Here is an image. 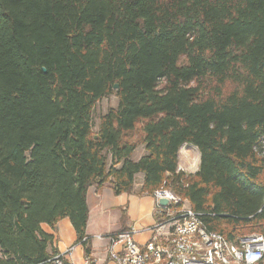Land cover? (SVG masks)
Segmentation results:
<instances>
[{
	"label": "trees",
	"instance_id": "trees-1",
	"mask_svg": "<svg viewBox=\"0 0 264 264\" xmlns=\"http://www.w3.org/2000/svg\"><path fill=\"white\" fill-rule=\"evenodd\" d=\"M163 183L229 241L264 232V0H0V264H48L63 218L88 253L91 186Z\"/></svg>",
	"mask_w": 264,
	"mask_h": 264
},
{
	"label": "built area",
	"instance_id": "built-area-1",
	"mask_svg": "<svg viewBox=\"0 0 264 264\" xmlns=\"http://www.w3.org/2000/svg\"><path fill=\"white\" fill-rule=\"evenodd\" d=\"M163 183L149 194L155 203L157 220L144 228L150 237L144 243L134 238V228L108 235L104 251L115 264H264V232L239 237L235 242L209 230L186 199ZM160 198H166L162 206ZM75 245L53 254L48 264H78L73 256ZM82 264H91L87 256Z\"/></svg>",
	"mask_w": 264,
	"mask_h": 264
},
{
	"label": "crops",
	"instance_id": "crops-1",
	"mask_svg": "<svg viewBox=\"0 0 264 264\" xmlns=\"http://www.w3.org/2000/svg\"><path fill=\"white\" fill-rule=\"evenodd\" d=\"M141 147L144 148L143 145ZM182 147L190 151V148L195 146L184 144ZM143 154L144 151L142 150L134 159H139ZM186 158L183 157L185 163ZM178 168L180 169L179 154ZM142 177V173L136 175L137 183L135 181V185H137V189L141 185ZM87 207L88 220L85 232L90 246L88 253L85 252L81 242H76V233L68 218L61 219L53 229L45 223L41 224V228L46 233L54 236L53 246L58 252H63L68 246L75 245L73 256L78 264H82L87 256L90 257L91 264H115L104 251L106 240H100L96 236L134 228L136 230L134 233L135 240L138 243H144L150 237V233L143 229L151 226L158 218L154 200L149 194L132 192L116 195L110 184H105L100 189L95 186L89 187Z\"/></svg>",
	"mask_w": 264,
	"mask_h": 264
},
{
	"label": "rangeland",
	"instance_id": "rangeland-1",
	"mask_svg": "<svg viewBox=\"0 0 264 264\" xmlns=\"http://www.w3.org/2000/svg\"><path fill=\"white\" fill-rule=\"evenodd\" d=\"M117 104V97L114 95H110L106 98L101 99L97 104L94 109V130H96L97 125H98V118L99 116L106 111V109L109 106H116ZM137 136H134L133 138L135 139ZM142 145H138L135 151L133 152V158H136L140 152L143 150L141 147ZM199 154L198 150L195 147H191L190 151H187L182 147L179 151V165H180V170H183L188 173H194L197 168H198V163H199ZM183 157L186 158V163L183 161ZM179 169V168H178ZM137 183V179L135 180ZM135 191L137 189V185H135Z\"/></svg>",
	"mask_w": 264,
	"mask_h": 264
},
{
	"label": "water",
	"instance_id": "water-1",
	"mask_svg": "<svg viewBox=\"0 0 264 264\" xmlns=\"http://www.w3.org/2000/svg\"><path fill=\"white\" fill-rule=\"evenodd\" d=\"M42 70H43V72H46V68L45 67H43ZM117 88H118V84H114V89H117ZM158 203L160 205L164 206L167 203V199L166 198H160L158 200Z\"/></svg>",
	"mask_w": 264,
	"mask_h": 264
}]
</instances>
